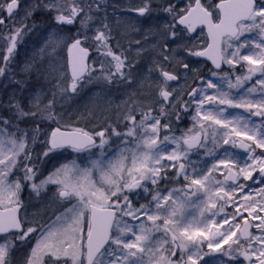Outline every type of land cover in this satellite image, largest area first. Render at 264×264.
<instances>
[{
    "label": "snow or ice",
    "instance_id": "6c2138e0",
    "mask_svg": "<svg viewBox=\"0 0 264 264\" xmlns=\"http://www.w3.org/2000/svg\"><path fill=\"white\" fill-rule=\"evenodd\" d=\"M129 11L149 28L142 38L151 34L154 13L171 18L158 29L161 55L148 69L157 72L150 103L126 109L116 127L62 130L57 97L93 80L132 85L141 39H130L121 50L106 0H0V77L20 91L26 81L15 79L14 53L34 27L27 21L49 13L57 25L75 26L62 40L65 63L45 68L29 62L21 70L45 76L46 100L40 94L26 95L24 103L16 95L0 99V113H8L0 114V264H264V0H190L180 7L173 0H139ZM204 28L211 43L201 46ZM132 45H140L137 55L130 54ZM92 52L97 56L90 64ZM190 57L206 58L211 67L185 91L189 73L198 72ZM182 114L191 127H179ZM21 123L33 125L31 133ZM42 125L55 127L41 132ZM112 137L121 147L106 156ZM37 141L41 147L34 152ZM65 148H97L99 157L90 168L73 162L41 170L46 158ZM161 181L164 186L156 187ZM169 184L179 186L164 191ZM25 188L58 206L51 223L20 216ZM25 242L30 248L18 259Z\"/></svg>",
    "mask_w": 264,
    "mask_h": 264
},
{
    "label": "rangeland",
    "instance_id": "374dc122",
    "mask_svg": "<svg viewBox=\"0 0 264 264\" xmlns=\"http://www.w3.org/2000/svg\"><path fill=\"white\" fill-rule=\"evenodd\" d=\"M112 0H106V4L108 6V12H109V20L113 24L114 27H117L120 24L119 16L116 14L110 13L109 10V4ZM136 3H139V0H131ZM190 1V0H185ZM33 0H22V3H31ZM162 2V0H157V3ZM179 3L183 2V0H178ZM207 3H211L212 0H206ZM27 23L33 24L34 27L31 32L28 33L27 36L24 37V41L20 44H18L17 50L14 53L16 57V63L13 64V70L15 71V79L16 80H25L24 89L22 91L17 89V86L14 83H6L5 79L3 77H0V99L8 98L9 96L16 95L22 103L25 102V97L31 96L34 94H40L41 100L44 101L48 97L45 95L48 92V81L45 79L44 75H37L35 72L31 74H25L21 70L24 67L26 63H33L36 67H45L48 68L50 65H55L57 62L59 64H63L66 61V55H67V49L64 46V43L62 42L63 39H65L68 35H71L72 33L69 31V29L74 28L75 26H69V25H57L55 20L52 18L51 14L44 13V14H37L36 16L30 18ZM7 24V23H6ZM3 26H0V29H2ZM63 29V31H61ZM121 33V31H120ZM119 33V34H120ZM117 36H120V35ZM246 35H248L246 33ZM252 35H255L254 33ZM116 36V38H117ZM201 39V46L205 43V41ZM61 41V42H58ZM118 40V38H117ZM120 44V41H119ZM121 45V44H120ZM125 47H128V43H125ZM142 45V44H141ZM140 45H135V47H139ZM123 47V48H125ZM135 47L132 45V51L131 55H137L134 51ZM122 48V49H123ZM147 46H144V51L139 53L137 56V64L136 68L141 67L140 73H148V75H151V73L148 72V69L152 66V64L159 60L161 53L159 54H150L148 52ZM121 49V50H122ZM113 51H117V48L115 45L113 46ZM248 49H242V52H247ZM5 55V52L3 50L2 45H0V61L3 60V57ZM97 54L95 53L94 58H96ZM93 58V60H94ZM193 58V57H191ZM110 59V58H109ZM7 71V70H6ZM200 70L193 75L190 74L187 77V84L182 85L184 87V90L187 91L190 88L197 87L192 85V80L194 77L198 76L197 74H200ZM18 73H20L18 75ZM258 77H253V80L251 82H248L244 85V87H249L250 83H253ZM124 83H116L113 81L112 83H108L104 80H93L90 84H88L86 87H84L82 90L78 89L77 93H64L57 97V104L56 107H62L65 108L69 102H73V100L76 98L78 94L86 93L90 97V102H93L95 99H99L102 102L107 101V103L114 107L117 118L120 119V117L124 114L126 109L135 108L132 104V96L125 97V92L121 90V85ZM154 84V81H153ZM150 85V83H148ZM211 91V90H210ZM148 93L143 91H140L137 99L141 97L148 98ZM83 103L81 105V109L84 113L79 115L80 120H86L88 117H91L95 122H98L100 119V116L104 113L103 109H100L96 105H88L87 102L79 100L77 103L74 102L75 108L78 107V104ZM228 113L231 114H240V115H247V113H244L243 109H228ZM2 115H8V113H0ZM106 122V127L110 126L112 127V121L109 119H105L104 123ZM50 123V122H46ZM193 124V121L190 118V122L187 127L183 128H189ZM78 123L67 120H62L61 127L65 128H74L78 127ZM21 128H24L28 130L31 133V130L33 128V125L28 124L25 125L23 123L20 124ZM121 128H123V124L120 125ZM86 131L95 132L99 129L95 126H89V128L85 129ZM41 132H47L45 129V125L41 126ZM51 132V131H48ZM107 135V133H106ZM178 135V134H177ZM113 139L115 137H112V139L109 141L108 145H105V149L109 150V153L106 156H110L116 151L112 149L113 146ZM99 142V138H98ZM110 145V147H109ZM41 145L39 144V141H37L36 145L32 146L33 151H38ZM169 147H174V145H169ZM27 150V149H26ZM99 149L93 148L91 151H85L81 153H77L72 150H60L58 152L51 154V159H45L44 163L40 165L41 170L45 172H50L57 167L62 166L63 164H72L73 162L80 168H89L86 162V158L95 155H99ZM237 152L238 155L243 157L245 154H241L239 151L234 150ZM260 150L257 149V154H259ZM95 159V158H94ZM13 175H15V170L13 172ZM258 175V173H257ZM11 179V177H10ZM248 185H251V181L245 182ZM158 186V185H157ZM53 187V186H49ZM253 187H259V185L253 186ZM167 191V190H166ZM30 194V191L25 188L24 191L21 193V200L23 199L25 203V210L22 213V218H26L27 221H39L41 223L47 222L49 220V217L51 216V213H49L48 209L55 210V215L58 214V206L51 204L49 201L41 200V205L36 206L33 208L29 203L28 195ZM150 199V198H149ZM256 199H259L258 196H256ZM148 202V201H147ZM232 211L231 207L226 208L225 212ZM243 211V209H242ZM34 213H41V216L39 218L34 216ZM207 215V214H206ZM245 215H247L245 213ZM53 218H50V220ZM252 223H256V221L250 220ZM138 223V222H137ZM227 227V225H225ZM223 231V229H221ZM256 229L254 228L255 232ZM33 236L36 235V233L32 234ZM239 235V233L237 234ZM29 240H31V237H29ZM34 244V241H32ZM207 241H205V244ZM228 245H225V248H227ZM30 245L25 242L23 247L20 248L21 253L23 252L24 255H26L27 251L29 250ZM221 251H224V249H221ZM179 255V252H178ZM217 256L219 254H216Z\"/></svg>",
    "mask_w": 264,
    "mask_h": 264
},
{
    "label": "flooded vegetation",
    "instance_id": "af4514ba",
    "mask_svg": "<svg viewBox=\"0 0 264 264\" xmlns=\"http://www.w3.org/2000/svg\"><path fill=\"white\" fill-rule=\"evenodd\" d=\"M133 5H135V3H133L130 0H117L116 7L118 9V13L120 14V17L122 14V15H124V17H127L129 20L137 18L138 16L134 12L129 11V8L134 7ZM138 18L143 19L140 17H138ZM170 19L171 18L169 16H167L166 23H169ZM158 23L160 24L159 30H165L164 21L162 20L161 16L157 18V24H156L155 28H158Z\"/></svg>",
    "mask_w": 264,
    "mask_h": 264
},
{
    "label": "trees",
    "instance_id": "16d2710c",
    "mask_svg": "<svg viewBox=\"0 0 264 264\" xmlns=\"http://www.w3.org/2000/svg\"><path fill=\"white\" fill-rule=\"evenodd\" d=\"M182 117H184V115H182ZM81 121H83V122H85V123H87V124H90L89 122H87V121H85V120H81ZM185 121H184V119L182 118L181 119V121H180V123H179V126L181 125V124H183ZM84 128L86 129V128H89L87 125H84ZM99 128H105L104 126L103 127H99Z\"/></svg>",
    "mask_w": 264,
    "mask_h": 264
},
{
    "label": "water",
    "instance_id": "95a60500",
    "mask_svg": "<svg viewBox=\"0 0 264 264\" xmlns=\"http://www.w3.org/2000/svg\"><path fill=\"white\" fill-rule=\"evenodd\" d=\"M210 41H211V39H210ZM89 58H90V56H89ZM203 59H205V60H207L206 58H203ZM207 61H209V60H207ZM210 63H211V61H209ZM20 211H21V208H20ZM20 214V213H19Z\"/></svg>",
    "mask_w": 264,
    "mask_h": 264
},
{
    "label": "bare ground",
    "instance_id": "6f19581e",
    "mask_svg": "<svg viewBox=\"0 0 264 264\" xmlns=\"http://www.w3.org/2000/svg\"><path fill=\"white\" fill-rule=\"evenodd\" d=\"M140 85H143V84H142V82H141V84H140ZM205 259H207V257H205Z\"/></svg>",
    "mask_w": 264,
    "mask_h": 264
}]
</instances>
